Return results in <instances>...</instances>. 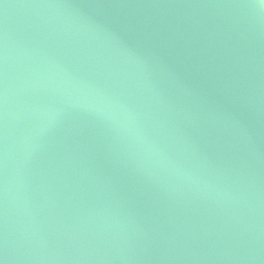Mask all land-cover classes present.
<instances>
[{"label":"water","instance_id":"95a60500","mask_svg":"<svg viewBox=\"0 0 264 264\" xmlns=\"http://www.w3.org/2000/svg\"><path fill=\"white\" fill-rule=\"evenodd\" d=\"M0 264H264V0H0Z\"/></svg>","mask_w":264,"mask_h":264}]
</instances>
